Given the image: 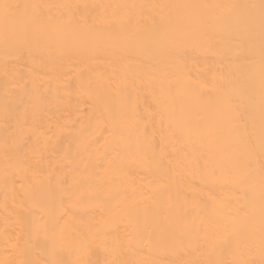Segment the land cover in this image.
<instances>
[{"label": "bare ground", "instance_id": "6f19581e", "mask_svg": "<svg viewBox=\"0 0 264 264\" xmlns=\"http://www.w3.org/2000/svg\"><path fill=\"white\" fill-rule=\"evenodd\" d=\"M0 264H264L262 0H0Z\"/></svg>", "mask_w": 264, "mask_h": 264}, {"label": "snow or ice", "instance_id": "6c2138e0", "mask_svg": "<svg viewBox=\"0 0 264 264\" xmlns=\"http://www.w3.org/2000/svg\"><path fill=\"white\" fill-rule=\"evenodd\" d=\"M262 7H264V0H262Z\"/></svg>", "mask_w": 264, "mask_h": 264}]
</instances>
